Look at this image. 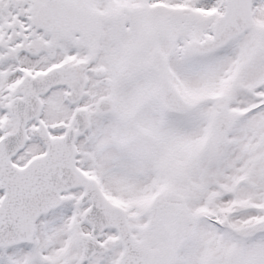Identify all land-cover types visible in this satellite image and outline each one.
Wrapping results in <instances>:
<instances>
[{
	"label": "snow or ice",
	"instance_id": "snow-or-ice-1",
	"mask_svg": "<svg viewBox=\"0 0 264 264\" xmlns=\"http://www.w3.org/2000/svg\"><path fill=\"white\" fill-rule=\"evenodd\" d=\"M0 264H264V0H0Z\"/></svg>",
	"mask_w": 264,
	"mask_h": 264
}]
</instances>
